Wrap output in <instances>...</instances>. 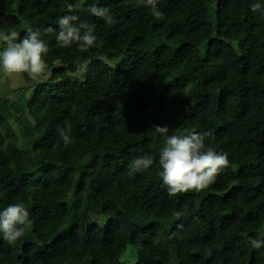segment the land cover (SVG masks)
<instances>
[{
	"label": "trees",
	"instance_id": "1",
	"mask_svg": "<svg viewBox=\"0 0 264 264\" xmlns=\"http://www.w3.org/2000/svg\"><path fill=\"white\" fill-rule=\"evenodd\" d=\"M77 3L108 8L118 22L70 13ZM257 3L264 8V0H159L163 19L156 20L142 0H0V34L23 37V22L40 30L51 71L31 98L27 88L0 98V212L23 203L30 220L15 243L0 233V264H122L130 245L137 264H264V247L249 243L264 240ZM65 15L94 24L102 45L61 47L57 22ZM157 126L168 135L211 133L205 147L227 154L229 167L207 189L170 197ZM145 154L153 164L131 172Z\"/></svg>",
	"mask_w": 264,
	"mask_h": 264
},
{
	"label": "clouds",
	"instance_id": "2",
	"mask_svg": "<svg viewBox=\"0 0 264 264\" xmlns=\"http://www.w3.org/2000/svg\"><path fill=\"white\" fill-rule=\"evenodd\" d=\"M142 3L148 7L156 20L163 19V13L158 7L159 0H142ZM68 11L87 12L108 25L118 22L110 13V9L95 5L83 8L81 3H77L69 5ZM252 11H261V14H264V8L259 3L252 6ZM57 23L59 31L56 40L61 47H71L75 44L80 51H87L103 43L101 40L97 44V36L94 34L96 26L80 20L78 15L62 16ZM53 31L52 27L44 30L45 34ZM0 42L6 45L0 51V69L8 78L23 79L26 74L31 80L37 81L50 75L44 59L49 48L47 41L42 39L40 30L29 29L23 37L17 31L10 30L7 34H0ZM77 67L82 66L77 64ZM57 131L65 147L69 146L72 142L69 135L63 129L58 128ZM155 131L165 137L159 163L162 167L163 185L170 197L207 189L229 167L227 154H218L211 147H205V137L211 136V133L185 132L182 135H168L167 126H157ZM152 164L153 157L145 154L133 159L129 167L134 173L147 170ZM29 223V213L23 203L10 204L0 212V233L9 244L15 243L25 234ZM249 243L254 249L264 247V240L250 239Z\"/></svg>",
	"mask_w": 264,
	"mask_h": 264
},
{
	"label": "rangeland",
	"instance_id": "3",
	"mask_svg": "<svg viewBox=\"0 0 264 264\" xmlns=\"http://www.w3.org/2000/svg\"><path fill=\"white\" fill-rule=\"evenodd\" d=\"M210 17H211V20L213 22H216L215 6L212 7V12L210 13ZM29 29H31L29 24H27L26 22H23L22 30L27 32ZM2 45H3V43L0 42V47H2ZM206 51H207V46L203 45L201 48V53L203 56H205ZM112 65H114V63H112ZM60 66H61L60 63L55 64V68H58ZM48 72L50 73V75H48L46 78H42L40 80L33 81L30 78H28L26 74L24 75L23 79H21V78L10 79L3 73L2 69H0V98L15 99L18 96V93H16L15 90L19 89V88H27L28 91L25 92V96H26V98H31V94L35 90V87L39 83H43V82L47 81V79H49L51 77V71H49V69H48ZM79 74L73 75L72 78L75 79L78 76H82V74H80V75ZM9 122L11 123L13 128L16 130V132H18V124H17L16 119L10 118ZM173 228H174V223H166L165 224V229L167 231H171ZM161 235H163L162 231H160L158 233V235L156 237L157 240H159L161 238L160 237ZM137 260H138L137 259V248L135 246H132V245L128 246V248L126 249V251L123 253V255L121 257V263L122 264H137Z\"/></svg>",
	"mask_w": 264,
	"mask_h": 264
}]
</instances>
